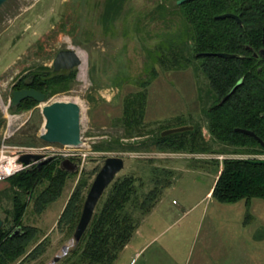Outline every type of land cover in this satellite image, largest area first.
I'll return each instance as SVG.
<instances>
[{"label": "rangeland", "instance_id": "obj_1", "mask_svg": "<svg viewBox=\"0 0 264 264\" xmlns=\"http://www.w3.org/2000/svg\"><path fill=\"white\" fill-rule=\"evenodd\" d=\"M175 6L176 0H8L0 7V145L5 136L11 135L6 141L9 145L34 148L48 159L61 162L68 158L78 165V170L66 177L61 196L42 213L35 209L34 200L47 183L39 185L33 194L23 196L28 207L20 227H14L12 221L14 191L9 182L0 184L3 227L14 231L25 227L36 230L26 254L13 264H50L70 243L78 224L71 230L65 224L60 225L59 220L80 185L84 186L83 210L90 188L109 157L125 159V168L118 178L135 179L140 199L153 188V179H159L161 171L176 169L172 186L158 199L162 198L164 203L157 215L164 214L165 221L157 224L155 234L171 226V231L157 242L161 246L173 240L176 232L187 224V220H181L172 225L179 218L176 209L190 206L213 185L219 168L217 161L221 164L224 159H264V155L244 154L243 150L212 142L204 113L193 121L201 126L204 141L213 151L225 149L229 154H209L212 149L192 153L188 148L178 151L157 146L155 142L166 126L144 124L125 129L118 122L119 117L113 118L110 126H103L104 117L111 118L128 96L143 91L141 86L160 70L172 67L162 65V57L174 51V43L183 34V18ZM68 48L75 49L83 60L82 66L75 68L68 89L58 91L35 107L13 111L11 98L17 82L35 70L53 68L58 52ZM197 75L202 100L208 105V83L201 73ZM55 102H79L82 109L85 147L71 157L64 156L70 152L62 146L40 139L45 123L41 109ZM127 210L141 222L144 220L139 209L128 205ZM188 238L187 235L186 241L183 239V246ZM78 247V254L71 255ZM74 250L57 264H80L83 245ZM130 260L126 252H121L115 264H128ZM136 260L141 263L144 259Z\"/></svg>", "mask_w": 264, "mask_h": 264}, {"label": "trees", "instance_id": "obj_2", "mask_svg": "<svg viewBox=\"0 0 264 264\" xmlns=\"http://www.w3.org/2000/svg\"><path fill=\"white\" fill-rule=\"evenodd\" d=\"M178 1L175 10L183 18V34L174 43V51L162 57V65L172 66L167 70L192 67L196 77L201 73L206 79L209 104L205 105L201 91L200 100L212 142L225 148L243 150L244 154L264 155V147L257 139L264 143V58L255 56L264 49V0H191L182 5H178ZM225 14L238 16L241 23L232 18H218ZM219 53L236 57L224 59L208 55ZM75 71L54 72L53 68L35 70L19 80L13 91L35 89L44 93L47 100L58 91L68 89ZM157 76L158 73L141 86L143 91L128 96L124 101V114L118 122L125 129L146 124L144 114L147 88ZM240 81L243 82L237 90L224 100ZM39 104L33 99H27L18 107L11 108L20 111ZM171 124L180 127L185 126L186 122L179 118L150 125L167 127L160 132L159 140L155 142L157 146L178 151L188 148L192 153L211 151L213 148H209V143L204 141L201 126L194 122L193 131L162 137L161 133L171 128ZM241 130L253 132L256 137ZM225 151L212 149L209 154H229ZM240 151L234 153L240 154ZM254 161L257 159H224L212 197L224 204L249 201L252 198L264 199V163L256 164ZM61 163L52 159L40 167H32L8 179L14 191V227L21 226L28 207L23 196L33 194L39 185L47 183L34 200L35 209L39 213L61 196L66 177L74 173L63 170ZM173 174L167 168L161 171L159 179H153V188L142 199L136 195L135 179L126 177L121 180L117 177L107 189L109 195L99 209L100 200L92 222L79 243L83 245L80 264H115L141 224V220L129 212L127 206L139 209L142 217L149 215L162 192L170 187ZM83 188L80 185L73 193L59 220L60 225L65 224L71 230L81 218ZM35 236L36 230L31 227L22 228L18 232L3 227L0 230V264H13L23 257ZM78 249L71 255L78 254Z\"/></svg>", "mask_w": 264, "mask_h": 264}, {"label": "crops", "instance_id": "obj_3", "mask_svg": "<svg viewBox=\"0 0 264 264\" xmlns=\"http://www.w3.org/2000/svg\"><path fill=\"white\" fill-rule=\"evenodd\" d=\"M203 113L200 89L192 67L160 70L147 88L146 124L182 118L185 125H192ZM123 114L124 105L117 107L111 118L104 117L103 126H110L113 118H121ZM218 167L213 185L190 206L176 209L179 218L172 225L181 220H187V224L163 246L157 245V242L171 231V226L155 234L157 224L165 221L164 214L157 215L164 201L161 198L157 202L122 251L131 257L128 264H139L136 259L141 258L144 260L140 264H264V199L252 198L235 204L216 201L212 193L222 170V162ZM187 235V245L183 246L182 241H186Z\"/></svg>", "mask_w": 264, "mask_h": 264}, {"label": "water", "instance_id": "obj_4", "mask_svg": "<svg viewBox=\"0 0 264 264\" xmlns=\"http://www.w3.org/2000/svg\"><path fill=\"white\" fill-rule=\"evenodd\" d=\"M7 1L8 0H0V7L3 6ZM189 1L191 0H180L177 3L178 5H182ZM218 18H232L241 23L240 18L234 14H225L221 15ZM208 55L217 56L224 59L236 57L235 55L227 53ZM255 56H261L264 58V49L261 50L258 54H255ZM82 64L83 60L79 53L73 48H68L58 52L53 62V70L54 72H60L63 70H73L82 66ZM242 82L243 81H240L226 96L224 100L228 99L242 84ZM27 99H33L41 104L45 102L46 95L41 91L35 89H23L14 91L11 98V107L16 108ZM41 113L45 120L43 133L40 136V139L43 142L51 145H60L62 147L71 149H83L85 147V142L82 139L81 128L82 109L79 104L75 102H55L50 105L43 106L41 109ZM193 130L194 126L185 125L167 129L161 133V136L167 137L173 134H179ZM241 132L249 136L256 137L253 132L246 130H241ZM257 139L260 144L264 147V143L259 138ZM43 158L44 157L42 155L28 154L23 155L20 158V162L25 165H30L32 162H39L38 166L40 167L52 160H43ZM253 163L263 164L264 159H259L257 161H254ZM125 164L126 162L123 157H109L105 160L103 167L97 174L87 195L81 218L77 225L72 240L68 245L63 247L61 253H59V255H57L50 264H57L62 258L67 256L70 251H73L79 245L89 225L92 222L95 210L101 198L103 197L106 190L110 187V185L116 180L118 175L124 170ZM61 168L68 172H75L78 170V165L72 162L70 159H65L61 163ZM3 224L4 223L0 217V230L3 228Z\"/></svg>", "mask_w": 264, "mask_h": 264}, {"label": "built area", "instance_id": "obj_5", "mask_svg": "<svg viewBox=\"0 0 264 264\" xmlns=\"http://www.w3.org/2000/svg\"><path fill=\"white\" fill-rule=\"evenodd\" d=\"M10 137L11 135L5 136L3 138L2 144L0 145V184L7 182L8 179L18 173L26 171L32 167L38 166L39 162H32L30 165H25L20 162V158L23 155L38 154L44 157L43 160L48 159L47 155L45 153H42L40 150L34 148L17 147L7 144L6 141ZM63 148L70 152V154L68 155L65 154V157L74 156L75 152L80 150L66 147Z\"/></svg>", "mask_w": 264, "mask_h": 264}, {"label": "bare ground", "instance_id": "obj_6", "mask_svg": "<svg viewBox=\"0 0 264 264\" xmlns=\"http://www.w3.org/2000/svg\"><path fill=\"white\" fill-rule=\"evenodd\" d=\"M79 102H77V104H78ZM11 120V119H10ZM10 124V123H9Z\"/></svg>", "mask_w": 264, "mask_h": 264}, {"label": "flooded vegetation", "instance_id": "obj_7", "mask_svg": "<svg viewBox=\"0 0 264 264\" xmlns=\"http://www.w3.org/2000/svg\"><path fill=\"white\" fill-rule=\"evenodd\" d=\"M14 92V91H13Z\"/></svg>", "mask_w": 264, "mask_h": 264}]
</instances>
